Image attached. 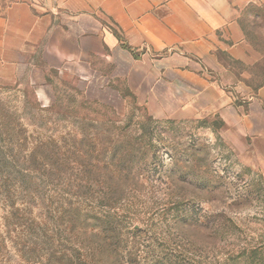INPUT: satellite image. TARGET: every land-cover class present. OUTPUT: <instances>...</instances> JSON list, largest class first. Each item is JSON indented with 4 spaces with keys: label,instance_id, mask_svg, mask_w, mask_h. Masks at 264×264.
Segmentation results:
<instances>
[{
    "label": "rangeland",
    "instance_id": "rangeland-1",
    "mask_svg": "<svg viewBox=\"0 0 264 264\" xmlns=\"http://www.w3.org/2000/svg\"><path fill=\"white\" fill-rule=\"evenodd\" d=\"M97 86L0 84V264H47L69 219L114 264H264V176L218 122Z\"/></svg>",
    "mask_w": 264,
    "mask_h": 264
},
{
    "label": "crops",
    "instance_id": "crops-1",
    "mask_svg": "<svg viewBox=\"0 0 264 264\" xmlns=\"http://www.w3.org/2000/svg\"><path fill=\"white\" fill-rule=\"evenodd\" d=\"M19 82L218 120L264 176V0H0V84Z\"/></svg>",
    "mask_w": 264,
    "mask_h": 264
},
{
    "label": "trees",
    "instance_id": "trees-1",
    "mask_svg": "<svg viewBox=\"0 0 264 264\" xmlns=\"http://www.w3.org/2000/svg\"><path fill=\"white\" fill-rule=\"evenodd\" d=\"M215 122H218L220 128V122L218 120ZM72 224V219L63 224L62 231L65 235H62L60 231H54L51 250L47 254V264H114L117 251L113 250L112 240L103 237L106 248V258H104L100 256L101 244L94 239L99 233L88 234L87 228H83L82 231L73 230ZM54 226L57 227V225ZM84 240L87 245L84 244Z\"/></svg>",
    "mask_w": 264,
    "mask_h": 264
}]
</instances>
